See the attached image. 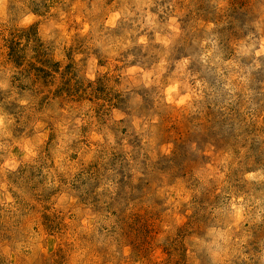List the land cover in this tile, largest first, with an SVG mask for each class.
I'll return each mask as SVG.
<instances>
[{"label":"rangeland","instance_id":"1","mask_svg":"<svg viewBox=\"0 0 264 264\" xmlns=\"http://www.w3.org/2000/svg\"><path fill=\"white\" fill-rule=\"evenodd\" d=\"M129 5L0 0V158L22 159L17 144L36 152L7 174L27 199L12 193L16 211L0 207V264H264V180L244 179L264 177V56L244 53L264 37V0H152L155 27L140 31L136 13L104 28L110 10ZM165 54L169 72L189 59L202 99L138 132L155 89L125 72ZM53 194L75 201L68 212ZM241 196L244 220L229 232L228 258L214 262L207 246L225 247L218 234Z\"/></svg>","mask_w":264,"mask_h":264},{"label":"clouds","instance_id":"2","mask_svg":"<svg viewBox=\"0 0 264 264\" xmlns=\"http://www.w3.org/2000/svg\"><path fill=\"white\" fill-rule=\"evenodd\" d=\"M129 6H135V11L129 12L127 7L110 10L107 18L103 20L104 28H115L117 26V22L120 21L122 17L127 19L136 13H140L141 18L145 21L144 23L140 24V31H142L146 26L155 27L153 22L157 18L156 15L145 11V9L152 6V0H131V5ZM51 11L54 12L57 11V9L53 8ZM160 11L163 10L161 9ZM30 19L35 22L39 20L40 17L31 16ZM61 19H63V14H61ZM137 23H140L139 19L137 20ZM98 26L99 22L90 25V28L95 30V28ZM168 27H170L171 32L177 35L179 34V26L174 16L169 17ZM41 32L46 35V30L43 28H41ZM85 34L87 33L82 32V35ZM155 35L157 42L164 44L165 47L171 42L170 38H162L159 33H156ZM137 43L145 44L146 36H139ZM123 47H128V44H124ZM244 53H250L257 59L264 56V37L260 38L258 46H249V48L244 49ZM208 56H211V52L206 53L205 56L201 57V59H206ZM77 59H79V57H77ZM128 60H132V57L129 56ZM189 63L190 61L188 58H182L175 63L171 72H169V65L165 54V57H162L158 64L154 65V67L149 71L138 69L135 66L126 70L125 74L131 76L134 79L136 78V73L139 72L141 75L138 82H142L145 88L155 89V92L153 93V108L155 111L151 117L147 120L143 118L134 120L133 126L138 132H144L146 129H151L152 132H156L164 115L169 113L185 112L189 109H192L193 104L202 99V82L197 79L196 76H189ZM253 63L256 64L257 68L259 67V64L256 62V60H254ZM95 64L96 61L93 59L90 62L88 79H94V76L92 75V67H94ZM228 64L232 67H235V65H232L230 61ZM232 78L236 79L235 76ZM190 80L192 81L191 83L189 82ZM136 100L142 102V98L139 95L136 96ZM21 103L23 104L25 102L21 101ZM119 118L123 119V116H119ZM9 123H11V121H9ZM3 127V118H0V129H3ZM4 135L7 136L8 133L4 132ZM109 140H111V136H109ZM16 146L20 147L22 152L27 153L22 159L17 158L15 155H9L7 158H0V160H3V162L0 163V177H3V180L0 181V207L10 208L12 212H15L16 208L18 207L17 199L12 195V193H16V197H20L21 199H27V196L23 191L8 183L7 174L16 172L24 160H28L29 158H34L36 156V152L32 147L19 144ZM61 170L63 171V169ZM244 179L249 181L257 179L264 180V177L259 176V173H247ZM50 186L55 188L56 184L53 183ZM9 189H11V191H9ZM99 190L101 189H98V191ZM243 199L244 198L241 196L239 198H233V200L230 202L232 205L231 215L233 222L228 224L224 232L218 234V238L223 241L225 247L221 248L220 245H216L217 250L212 251L211 246H207L209 247L214 262L228 258L229 247L227 245L229 240H231L229 232L233 228H237V225L244 220V209L238 206ZM51 200L56 201V206L62 207L64 212L69 211V208L72 205L70 204V201H74L71 197H67L65 195H60L59 199L57 200V196L55 194L51 196ZM249 211H251V209H249ZM238 230L239 229L237 228V231ZM233 243L235 244L236 249H239L240 245L245 243V240L239 239ZM18 251L19 248H17V252ZM233 254L237 253L234 252ZM260 258L261 260H264V254H262ZM240 259L243 261H248L249 256L241 254Z\"/></svg>","mask_w":264,"mask_h":264}]
</instances>
